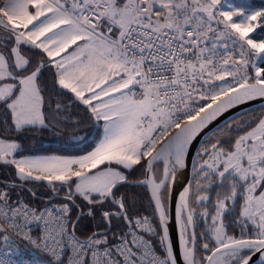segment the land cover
Listing matches in <instances>:
<instances>
[{"label": "snow or ice", "instance_id": "snow-or-ice-1", "mask_svg": "<svg viewBox=\"0 0 264 264\" xmlns=\"http://www.w3.org/2000/svg\"><path fill=\"white\" fill-rule=\"evenodd\" d=\"M221 7L222 0H0V164L14 166L21 181H46L54 195L59 194V182L67 187L68 201L55 212L31 208L18 194L13 196L15 182H5L0 188V264H177L166 227L159 253L137 233V228L147 233L154 229L146 217L133 222L129 216L125 196L114 191L127 177L112 165L132 169L145 157L158 159L160 153L153 155L156 145L175 128L180 129L176 165L183 166L185 147L205 125L202 114L208 109L217 106L207 115L210 121L225 106L264 100V67L251 65L255 74L248 75L250 64L244 58L246 45L249 55L264 54V41L249 36L255 30L252 22L264 20V10L246 14L231 5L229 11ZM221 40L223 55L217 51ZM228 40L239 42V58H234ZM37 49L43 55L33 59L28 53ZM46 67L55 69L58 95L71 93L96 122L103 121L100 139L86 155H19L18 138L48 126L47 86L40 81ZM228 77L232 84H213ZM201 81L212 85L200 95L209 103L192 110L189 102ZM47 106L52 107L51 97ZM60 108L57 101L56 111ZM249 139L259 140L260 147L247 145ZM242 141L250 151H244ZM228 159L222 177L232 169L241 180L252 179L242 216L256 226V238L237 239L216 227L217 246L206 257L207 264H264V190L256 194L264 183V120L237 141ZM141 183L150 186L165 224L164 181ZM186 196L187 189L181 195L185 208ZM76 197L91 206H115V211L100 212L104 230L97 227L83 239L77 235L84 213L70 221ZM87 216L95 218L92 207ZM114 219L128 230L112 232ZM34 222L40 225L36 236ZM181 253L183 264H197L183 238Z\"/></svg>", "mask_w": 264, "mask_h": 264}, {"label": "trees", "instance_id": "trees-1", "mask_svg": "<svg viewBox=\"0 0 264 264\" xmlns=\"http://www.w3.org/2000/svg\"><path fill=\"white\" fill-rule=\"evenodd\" d=\"M248 2L250 10H264V0H243V4ZM255 30L250 34L256 42L264 41V20L253 22ZM33 59H39L43 55L40 51L34 50L28 53ZM259 67H264V59L259 62ZM249 71L254 76L255 70L249 67ZM54 68L46 67L40 77L42 86L46 85L44 96L46 98L45 112L48 115L46 119V128L24 133L19 137L22 149L20 156L37 155H56V156H80L92 151L96 146L102 134V121L96 122L91 113L86 110V106L75 100L71 93L58 95V88H53ZM51 97L52 107L47 106V99ZM59 101L61 108L56 111L55 104ZM2 118V117H0ZM264 118V107L251 110L232 121L228 122L213 134H211L203 143L198 151L189 196V205L194 218L196 232V258L203 264H206V257L211 255L216 248L214 240V218L221 208L224 209L223 217L226 223V232L228 236L237 239L256 238L257 228L242 218V210L247 199L246 187L248 182L242 181L235 173L220 175L223 172V166L212 169L206 163L214 158L217 152L228 154L235 150L237 141L247 132L254 129ZM170 131L168 137L175 132ZM160 145L156 146V149ZM150 157H145L139 164L126 172L127 180L140 181L145 177L147 162ZM156 176L162 173V165L155 167ZM5 182H15L17 185L13 196L17 194L32 208L42 210L46 205L55 203L62 205L68 203L65 199L67 192L66 186H60L59 194L54 195L51 187L46 181H15L6 173L0 174V183L5 186ZM35 193V196L32 195ZM117 196L123 195L128 205L129 216H143L150 214L156 220L160 229L159 220L151 201L147 189L143 186L122 184L115 189ZM169 186L163 193V201L168 206ZM221 202L223 207H221ZM71 206L70 220L75 221L78 214L84 213L83 218L76 226V233L82 239L92 233L97 227L104 230L107 225L101 223V210L115 206L110 203L93 206L95 218L87 216L90 206L81 198H75V205ZM78 206V207H77ZM123 228V221L114 219L112 222V232H117ZM111 236V233H109ZM160 238L156 241V247L160 251ZM209 248L205 249L204 245Z\"/></svg>", "mask_w": 264, "mask_h": 264}, {"label": "water", "instance_id": "water-1", "mask_svg": "<svg viewBox=\"0 0 264 264\" xmlns=\"http://www.w3.org/2000/svg\"><path fill=\"white\" fill-rule=\"evenodd\" d=\"M226 100L227 98H225V100L221 103L226 104ZM216 107V105H213V108L208 109L207 113L202 114L205 119V125L200 128L199 131L196 132L195 136L192 138L190 143L186 145L183 155L181 157L183 166L176 165V138L180 134V129H176L175 132H173L166 140H164V142L161 143V145L156 149V152L153 153V155H156V153H160V157L156 160H152V157L149 158V160H152V168L151 170H149L147 162L144 179L140 181L126 180V182L123 183L143 186L147 189L159 220L162 236L164 234V228L166 227L168 230L169 241L175 252L177 264H183L181 253V238H183L187 242V246L193 250V258L197 262L195 223L189 205V196L191 193L194 165L199 149L211 134H213L215 131H217L219 128H221L228 122L251 110L264 107V100L255 99L247 102H242L233 106H225L222 108L221 111H218L210 121L207 120L208 113L213 112ZM157 164L162 165V173L160 179L157 178L155 173V167ZM174 165H176L175 168L173 167ZM166 169L167 177L165 176ZM149 179H154L158 184L161 181H164L163 186L161 188V199L164 205V211L166 213V223L163 225L160 222V213L157 210L156 204L152 199L150 186L146 183H141L142 181H146ZM168 186L169 197L168 206L166 207L163 201V193ZM186 189L187 207L185 208L183 206L184 201L181 200V195L185 193ZM183 215L186 222L185 225H187L189 234L186 233ZM189 216L191 217L190 221L188 219ZM258 255L259 254L253 257V261L257 259Z\"/></svg>", "mask_w": 264, "mask_h": 264}, {"label": "rangeland", "instance_id": "rangeland-1", "mask_svg": "<svg viewBox=\"0 0 264 264\" xmlns=\"http://www.w3.org/2000/svg\"><path fill=\"white\" fill-rule=\"evenodd\" d=\"M229 5H231L233 8H235V9H242V10H244L245 11V13L246 14H250L251 12H252V10H250V6L251 5H249L248 4V2L246 1V3L245 4H243V0H222V7L220 8V10L221 11H229L230 9H229ZM234 20H238L239 18L238 17H234L233 18ZM253 23V22H252ZM254 24V23H253ZM255 25V24H254ZM256 28V27H255ZM254 32V31H253ZM252 33V32H251ZM251 33H249V36H250V34ZM252 38V37H251ZM253 39V38H252ZM223 40H221V41H217V42H222ZM239 43V42H238ZM244 51H245V59H248L249 60V64L250 65H255V66H258V64H259V62H261L263 59H264V54H261L259 57H258V59H255V55H249V52L251 51L249 48H248V46L246 45L245 46V49H244ZM247 74L248 75H251V76H253L252 74H251V72L249 71V68H248V70H247ZM262 120H264V118L262 119ZM258 126V125H257ZM256 126V127H257ZM255 127V128H256ZM254 128V129H255ZM253 131V129L251 130V131H249V132H247L246 134H244L242 137H246L247 135H248V133H250V132H252ZM241 137V138H242ZM241 138H240V140H241ZM239 140V141H240ZM253 143H255V145L259 148L260 147V141L259 140H256V141H252L251 139H249L247 142H246V144L247 145H251V144H253ZM241 147L244 149V151H250V147H246L245 146V142H241ZM236 151V148H235V150L233 151V152H235ZM232 153V152H231ZM231 153H228V154H223V153H220V152H217L215 155H214V158L212 159V160H210V161H208L207 163H206V165H208L209 167H211L212 169H218V168H220L221 166H223V169L225 168V165L229 162V155L231 154ZM37 156H43V155H37ZM32 157H35V156H32ZM244 165L245 166H247V164H246V160H244ZM136 165H134L133 167H135ZM103 167V166H102ZM112 167H114V168H118L119 170H121L123 173H124V175H126V172L124 171V170H129V169H123L121 166H117V165H112ZM224 171V170H223ZM230 172H233V170L232 169H229V172H226L225 174H228V173H230ZM1 173H3V174H7V175H10L11 177H12V179L13 180H15V181H21L20 179H19V177L16 175V171H15V167L14 166H12V165H4V164H0V174ZM236 175V174H235ZM238 176V175H237ZM160 177H161V174L158 176L157 175V178L158 179H160ZM239 177V176H238ZM242 181H246V180H242ZM246 182H248V184H247V189H248V186H249V184L252 182V179H251V177H249L248 178V180L246 181ZM247 189H246V194H247V196H248V192H247ZM262 190H264V183H262V185H261V187H258L257 188V195L259 194V192L260 191H262ZM86 203V202H85ZM90 207H93V206H91V205H89ZM246 207V203H245V206L243 207V210H244V208ZM243 210H242V213H243ZM223 212H224V209L223 208H221L220 209V211L218 212V214L216 215V217L214 218V228H213V234H214V240H215V228L216 227H218V226H222L223 228H224V230H225V232H226V223H225V221H224V217H223ZM242 218H244L243 216H242ZM245 219V218H244ZM183 220H184V225L186 224V222H185V218H184V215H183ZM250 223V222H249ZM251 224V223H250ZM253 225V224H252ZM255 228H256V226L255 225H253ZM185 229H187V225H185ZM226 235H227V232H226ZM228 236V235H227ZM250 239H254V238H250ZM216 242V241H215ZM197 264H203L200 260H197ZM207 264V263H206Z\"/></svg>", "mask_w": 264, "mask_h": 264}, {"label": "built area", "instance_id": "built-area-1", "mask_svg": "<svg viewBox=\"0 0 264 264\" xmlns=\"http://www.w3.org/2000/svg\"><path fill=\"white\" fill-rule=\"evenodd\" d=\"M213 27H217L215 22H213ZM223 43H224V41L217 42V51L221 55H223V53L225 51L221 47V45ZM227 43H228L229 47L232 50V54H233L234 58H239L238 57V53L240 52L239 43L237 42V44L234 45V44H232L231 40H228ZM215 59L219 60V57H216ZM255 59H258V57L255 56ZM241 71L243 72L244 69H241ZM205 78H207V77H205ZM238 78L239 77H237V79ZM232 83H233L232 77H228L226 81H215V80L213 81V84L216 85V86H222V85H225V84H232ZM211 87H212V85H204L202 81L199 84L195 85L196 91H194L192 93V100L189 102L190 103V107L192 108V110H196L199 106L204 105V104L209 102V101H206V100H202L200 98V95H201L202 92H207ZM171 129H173V128H171ZM171 129H169V131ZM158 134L159 133H157V135ZM166 138H167V136L162 137L161 140H160V143L163 140H165ZM160 143H158V144H160ZM2 187H4V186H3V184L0 183V188H2ZM59 206L60 205H57L55 203H51V204L46 205L44 208H46V207L52 208V210L55 212L56 209ZM130 217H132V216H130ZM145 217L147 218V220H148L149 224L151 225V227L154 229V232L153 233H147V232L144 231L143 228H137L136 231H137V233L139 235H143L146 240L150 241L152 243V245L155 247L156 251L159 253L160 251L156 247V241L160 238V229H159L158 224L156 223V220L154 219V217L152 215H150V214H146V215H143V216L132 217V219H133V222H134L136 219L143 220V218H145ZM38 227H40V225L35 223V222L31 225L33 236H36V235L39 234L36 231ZM122 229L125 230V231L128 230V229L125 228V223L124 222H123V228Z\"/></svg>", "mask_w": 264, "mask_h": 264}, {"label": "crops", "instance_id": "crops-1", "mask_svg": "<svg viewBox=\"0 0 264 264\" xmlns=\"http://www.w3.org/2000/svg\"><path fill=\"white\" fill-rule=\"evenodd\" d=\"M69 51H71V50H69ZM102 123H103V121H102ZM84 155H86V154H84ZM43 156H56V155H43ZM80 156H82V155H80ZM60 157H78V156H60Z\"/></svg>", "mask_w": 264, "mask_h": 264}, {"label": "bare ground", "instance_id": "bare-ground-1", "mask_svg": "<svg viewBox=\"0 0 264 264\" xmlns=\"http://www.w3.org/2000/svg\"><path fill=\"white\" fill-rule=\"evenodd\" d=\"M225 259H227V258H225Z\"/></svg>", "mask_w": 264, "mask_h": 264}]
</instances>
